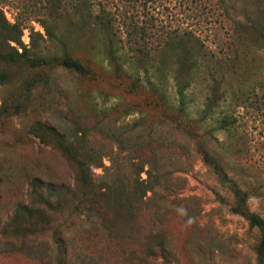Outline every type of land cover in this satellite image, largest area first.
I'll list each match as a JSON object with an SVG mask.
<instances>
[{
	"label": "rangeland",
	"instance_id": "1",
	"mask_svg": "<svg viewBox=\"0 0 264 264\" xmlns=\"http://www.w3.org/2000/svg\"><path fill=\"white\" fill-rule=\"evenodd\" d=\"M24 1L0 0V9L14 22ZM101 1L118 17L122 12L142 15L160 40L165 31H188L194 41L157 50L153 41L139 53L119 19L121 33L112 39L98 20L88 24L68 18L38 51L31 47L29 30L24 31L29 54L52 64L41 69L16 65L7 81L0 78V264H45L18 251L25 221L18 208L30 202L29 181L74 185L73 166L29 133L38 122L62 134L85 130L94 142H108L106 148L120 158L132 157L144 162L145 171L166 177L148 193V208L137 220L130 216L126 193L121 203L128 207L122 205L125 211L109 224L113 229L95 232L97 221L82 217L75 230L64 233L72 240L70 248L98 255V261L84 264H159L163 261L148 256V241L137 244L153 231L166 239L167 264H260V233L232 211L233 197L204 162L201 146L251 191L250 209L264 219V50L234 39V23L260 15L264 0ZM32 25L44 33L38 23ZM229 44L233 51L222 52ZM66 54L86 73L59 66ZM6 72L0 62V77ZM224 113L238 119L233 134L216 125ZM103 164L111 166L110 158ZM105 172L94 169L97 178ZM31 244L38 257L46 249L55 252L51 238ZM133 249L137 256L126 257Z\"/></svg>",
	"mask_w": 264,
	"mask_h": 264
},
{
	"label": "trees",
	"instance_id": "2",
	"mask_svg": "<svg viewBox=\"0 0 264 264\" xmlns=\"http://www.w3.org/2000/svg\"><path fill=\"white\" fill-rule=\"evenodd\" d=\"M96 5L100 10L97 13L94 8ZM18 10L13 18L14 22H10L4 11L0 9V62L7 70L6 73L1 74V81L8 80V70L16 65H28L33 69L51 65L50 59L29 54L28 47L22 41L24 31L29 30L31 47L39 51L41 43L49 41V38H54L57 26L61 23L65 24L64 21L68 18L74 22L82 21L88 24L98 20L103 29L112 36V39L121 33L116 24L119 19L123 27H127V38L137 46L135 50L139 53L145 52L146 44H154L153 41L158 43L153 47L154 50L160 49L163 45L168 46L172 43L181 45L184 41L189 43L194 41L188 31H165L162 33L163 40H160L161 37L158 36L161 35L155 32L153 25L140 19L142 15L122 12L118 17L111 11H107V6L101 0H26ZM260 13L254 19L245 18L244 21L234 23L237 29L234 39L241 46L246 43L247 47L264 50V10H261ZM33 22L38 23L44 33L36 31L32 25ZM225 50L233 51V45L229 44L227 49H221L222 52ZM58 65L77 73H86L85 67L68 54L63 56ZM178 81L180 85L183 84L179 79ZM187 86L186 83L184 88ZM181 94L183 95V92ZM215 122L219 130L229 134L238 130L236 125L238 119L225 113ZM29 133L33 137L39 138L45 146H51L60 153L73 166L75 173L74 185L69 186L67 184H47L40 178L32 179L29 181L30 202L18 208L20 211L18 214L25 215L23 231L20 233L23 239L18 251L35 260L44 261L45 264H67L66 261L69 259L70 261H81L83 264L85 261H98L99 257L95 252L80 249L77 245L70 248L72 240L71 238L69 241L66 240L63 236L64 233L70 232L71 229L75 230L82 217L97 221V227L94 225L92 228L95 232L113 229L109 224L116 222L118 215L125 211L122 205L128 207L127 202L122 201L123 204L121 203L123 195L126 193H129L131 200L129 202L130 216L137 220L139 215L148 208L146 203L148 193L153 192L156 187L162 186L166 182L164 172L154 169L145 171L144 162H136L134 158L128 156L124 159L120 158L112 149L106 148L108 142L100 144L94 142L85 130L76 131L70 135L62 134L56 128L38 122L30 128ZM201 150L204 162L213 169L220 183L231 193L234 200L232 211L243 217L252 228L257 229L260 233L261 239L257 253L260 264H264V219L250 209L251 191L245 189L233 177H229L220 159L206 147L202 145ZM106 157H109L111 161L109 167L103 164ZM101 167L106 172L97 178L94 169ZM142 174H145L146 178H143ZM63 193H68V195ZM149 234V240H138V246H146L148 241L150 245H147L145 249L149 250V258L154 261H163L159 264H167L170 259H168L169 253L167 254L166 239L162 233L153 231ZM42 237L51 238L55 248L54 254L50 255L46 249L43 255L38 257L34 248H31V241ZM125 238L123 237L122 240ZM144 240H146L145 243ZM119 241L117 243H120ZM137 251L138 249L129 251L126 257L135 258L138 254Z\"/></svg>",
	"mask_w": 264,
	"mask_h": 264
}]
</instances>
